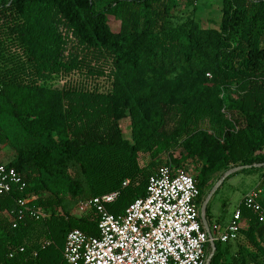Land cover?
I'll use <instances>...</instances> for the list:
<instances>
[{
  "label": "trees",
  "instance_id": "1",
  "mask_svg": "<svg viewBox=\"0 0 264 264\" xmlns=\"http://www.w3.org/2000/svg\"><path fill=\"white\" fill-rule=\"evenodd\" d=\"M197 1L178 17L177 0H0V144L23 179L0 194V264H70V230L100 236L77 203L119 191L109 210L124 214L164 154L199 162L201 197L218 172L264 169V0H223L217 27L196 18ZM240 209L237 251L214 241L210 264H264V221Z\"/></svg>",
  "mask_w": 264,
  "mask_h": 264
},
{
  "label": "built area",
  "instance_id": "2",
  "mask_svg": "<svg viewBox=\"0 0 264 264\" xmlns=\"http://www.w3.org/2000/svg\"><path fill=\"white\" fill-rule=\"evenodd\" d=\"M15 167L0 161V194L10 192L13 185L22 183ZM129 181L126 180L124 185ZM262 191L248 192L243 203L264 221ZM119 191L81 199L74 215L94 212L100 236L91 237L75 228L69 231L63 256L70 264H206L211 241L235 240L243 226L240 206L230 222L222 227H205L200 205L201 191L194 175L185 166L171 162L161 164L149 177L147 195L135 199L124 214L109 210ZM28 199H20L24 205ZM205 214V213H204ZM35 219H47L50 212L34 211ZM23 212L19 211V218ZM13 227L17 226L14 220ZM219 232V235H215ZM49 242H45L44 245ZM21 246L10 252L13 257Z\"/></svg>",
  "mask_w": 264,
  "mask_h": 264
},
{
  "label": "rangeland",
  "instance_id": "3",
  "mask_svg": "<svg viewBox=\"0 0 264 264\" xmlns=\"http://www.w3.org/2000/svg\"><path fill=\"white\" fill-rule=\"evenodd\" d=\"M177 10L175 14L178 17L187 16L190 14L192 7L187 8L185 6V0H177ZM222 1L223 0H198L196 2V18L202 22L205 26H219L222 18ZM109 22L113 29H118L119 21L114 17H110ZM123 129L124 136L131 139L132 129L131 121L129 118H123L120 120ZM0 155L5 157L6 163L9 162L14 156L15 151L7 144H0ZM259 156L264 155V150L258 152ZM168 160V155L164 154L157 164H163ZM150 159L145 156L142 158V164H148ZM229 169L218 172L221 178L225 172ZM59 170L68 171L74 174L77 178H80L78 169L70 163H65L60 166ZM191 170V169H190ZM194 170V169H193ZM195 175L194 171H190ZM219 178V179H220ZM229 182L225 181L223 185L215 193V197L212 199L213 209L217 211V216H222V220H230L236 210V207L243 201L245 195L255 189H260L262 192V199L264 201V169L259 166L249 167L247 170L241 171L235 175H232ZM218 182V180H217ZM216 182V183H217ZM69 192H63V196H69Z\"/></svg>",
  "mask_w": 264,
  "mask_h": 264
},
{
  "label": "crops",
  "instance_id": "4",
  "mask_svg": "<svg viewBox=\"0 0 264 264\" xmlns=\"http://www.w3.org/2000/svg\"><path fill=\"white\" fill-rule=\"evenodd\" d=\"M6 158L5 157H3L2 158V156L0 155V161H2V162H5L6 160H5ZM13 159V158H12ZM6 163V162H5ZM199 164V162L198 161H189L188 163H186V165H187V168L189 169V171H194L195 172V174H196V172H197V169H196V166ZM191 169V170H190ZM194 169V170H193ZM220 175H219V173H216V174H214L213 176H212V184H211V186L206 190V192H205V194L200 198V205H201V209H202V207H203V203H204V201L206 200V198L208 197V195L210 194V192L212 191V189H213V187H214V185L216 184V182H217V180H219V177ZM231 178H229V179H227V180H225V181H227V182H229V183H227V184H231L230 183V180ZM224 181V182H225ZM224 184V183H223ZM222 184V185H223ZM221 187V186H220ZM219 187V188H220ZM218 191V190H217ZM216 191V192H217ZM215 192V193H216ZM215 193L213 194V196L210 198V200L208 201V204H207V206H206V208H205V219H203V222H204V224H205V227L206 228H208L211 232H212V225L214 224V223H219L222 227H224L225 225H227L229 222H230V220H222V217H223V215L221 216H217V211L215 210V209H213V201H212V199L215 197ZM242 203V202H241ZM240 203V204H241ZM240 204L236 207V208H238L239 206H240ZM78 216H81V215H78ZM243 225H244V223H243ZM219 232H217V234H215L216 236L217 235H219L218 234ZM215 241H217V242H220V244H221V246H222V249H224V248H228V255H227V258L228 259H230V257H231V255L232 254H234L236 251H237V244H236V239L235 240H230V241H228V242H223V241H221V240H215ZM210 249H211V251H210V253L212 252V250H213V247H212V245H211V243H210ZM209 253V254H210ZM254 264V263H253Z\"/></svg>",
  "mask_w": 264,
  "mask_h": 264
},
{
  "label": "water",
  "instance_id": "5",
  "mask_svg": "<svg viewBox=\"0 0 264 264\" xmlns=\"http://www.w3.org/2000/svg\"><path fill=\"white\" fill-rule=\"evenodd\" d=\"M256 166H261V164H258ZM252 167V165H240V166H236L233 167L231 169H229L227 172L224 173V175L218 180V182L214 185L212 191L210 192V194L208 195V197L206 198V200L203 203V207H202V217L203 219H205V208L208 204V201L210 200V198L213 196V194L219 189V187L224 183V181L227 179V177L231 174H234L240 170H243L244 168H249ZM211 245L213 247L212 252L209 254L208 259H207V263L206 264H210V261L214 255L215 252V242L211 241Z\"/></svg>",
  "mask_w": 264,
  "mask_h": 264
}]
</instances>
